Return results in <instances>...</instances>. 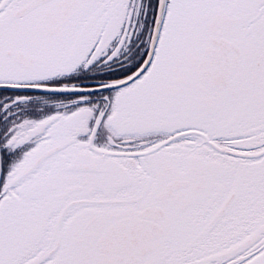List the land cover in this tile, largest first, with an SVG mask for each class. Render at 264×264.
Masks as SVG:
<instances>
[{"label": "snow or ice", "instance_id": "6c2138e0", "mask_svg": "<svg viewBox=\"0 0 264 264\" xmlns=\"http://www.w3.org/2000/svg\"><path fill=\"white\" fill-rule=\"evenodd\" d=\"M0 264H264V0H0Z\"/></svg>", "mask_w": 264, "mask_h": 264}]
</instances>
